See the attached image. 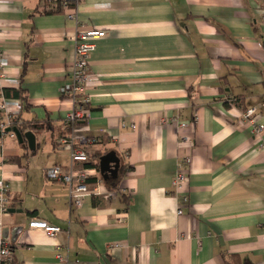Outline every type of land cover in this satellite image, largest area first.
Returning a JSON list of instances; mask_svg holds the SVG:
<instances>
[{
  "label": "crops",
  "instance_id": "0c3cea01",
  "mask_svg": "<svg viewBox=\"0 0 264 264\" xmlns=\"http://www.w3.org/2000/svg\"><path fill=\"white\" fill-rule=\"evenodd\" d=\"M76 9L71 20L44 13V0H0V104L22 89L20 121L45 124L33 131L34 154L0 137L9 188L0 239L11 264H55L57 252L70 264H264V130L242 118L258 107L264 125V0H82ZM91 28L105 36L89 56L90 104L76 130L96 139L84 148L90 174L109 151L121 172L115 196L74 208L45 170L81 167L56 142L73 107L74 37ZM187 155V182L174 193ZM32 219L62 231L28 229Z\"/></svg>",
  "mask_w": 264,
  "mask_h": 264
},
{
  "label": "built area",
  "instance_id": "2783aa9c",
  "mask_svg": "<svg viewBox=\"0 0 264 264\" xmlns=\"http://www.w3.org/2000/svg\"><path fill=\"white\" fill-rule=\"evenodd\" d=\"M82 0H44L45 9L50 13H66L68 19H76V6ZM264 18V17H263ZM105 36L103 30L84 29L79 30L74 37L75 48L74 56L69 69V85L65 89V93L72 101V109L64 116L63 125H71L69 133L60 135L57 138V146L64 149L69 154L71 163H78L80 168L74 167L63 168L60 166H52L45 170V176L50 181L60 182L67 187L70 205L74 208H79L85 198L91 195H103L105 198L115 196L116 191L103 189V180L98 174V167L92 166L91 171L95 176L89 173V168L85 166L90 164V158L84 149L87 146H92L96 143V139L92 136L78 132L88 115V106L90 104L89 95L87 94L88 85L92 82L94 76L91 73L89 66V56L94 50V42ZM264 46V43H263ZM5 60L0 51V86L4 82L5 74L3 68ZM228 105H235L236 99H226ZM0 111L3 113V118L0 120V133L3 134L6 128H9L10 122L21 111V104L17 99L1 98ZM261 113L258 107H250L243 111L242 118L249 121L253 126V131L256 134L264 130V125L259 124ZM80 126H75V125ZM182 126H185L184 124ZM135 128V125H132ZM14 137L13 133H9ZM191 163L190 156L181 157L177 163V170L172 179V189L174 193H178L183 188L188 179L187 167ZM9 188L6 182L0 184V213L8 212ZM181 209L177 210V215H181ZM28 229H37L46 233L49 237H55L62 229L60 227L50 225L45 221L32 219L28 222ZM264 241V234L262 237ZM113 246H118L117 244ZM11 246L7 241L0 239V264H11ZM55 264H70L67 256L57 252Z\"/></svg>",
  "mask_w": 264,
  "mask_h": 264
},
{
  "label": "water",
  "instance_id": "95a60500",
  "mask_svg": "<svg viewBox=\"0 0 264 264\" xmlns=\"http://www.w3.org/2000/svg\"><path fill=\"white\" fill-rule=\"evenodd\" d=\"M33 131L29 130L22 134L17 128H6L4 133H13L21 145L25 141L28 150L34 154L36 152V139ZM1 135L0 133V137ZM120 167L121 162L115 151H109L98 159L99 174L103 182L117 180L119 178Z\"/></svg>",
  "mask_w": 264,
  "mask_h": 264
},
{
  "label": "trees",
  "instance_id": "16d2710c",
  "mask_svg": "<svg viewBox=\"0 0 264 264\" xmlns=\"http://www.w3.org/2000/svg\"><path fill=\"white\" fill-rule=\"evenodd\" d=\"M43 12L44 13H50V12L46 11V9ZM56 13H61V12H56ZM5 96L7 98L19 100V102L21 104V111L20 112H22L24 109H27V106H28L27 97L25 96V93L22 89L9 90V91L7 90L5 93ZM88 108H89V106H88ZM40 123L41 122H39V121H34V122H29V123L21 122L20 121V115H17L10 122L9 128H17L23 134L29 130H35L36 128H38V126L41 127V129L44 128L45 124L44 123L40 124ZM85 124H86V122H84L82 124V126ZM80 125L81 124H79V125L77 124L75 126H80ZM70 130H71V125H67V126L63 125V130L61 132V135L69 133ZM22 146L26 150H28L25 141L22 143ZM95 166L98 167V161H96ZM120 172H121V170L119 171V176H120ZM118 179L115 181H107V182H103V183L108 187V190L115 191V189L117 188Z\"/></svg>",
  "mask_w": 264,
  "mask_h": 264
}]
</instances>
